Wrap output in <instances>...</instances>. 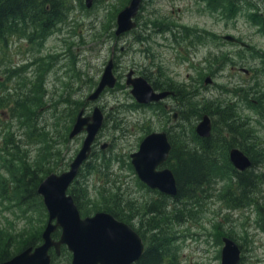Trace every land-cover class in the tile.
<instances>
[{
    "label": "rangeland",
    "instance_id": "obj_1",
    "mask_svg": "<svg viewBox=\"0 0 264 264\" xmlns=\"http://www.w3.org/2000/svg\"><path fill=\"white\" fill-rule=\"evenodd\" d=\"M126 1L93 0L88 8L85 0H64L62 20L46 35L22 28L5 32L4 39L0 38V76L6 77L0 83V124L8 127L16 145L6 147L0 129V150L4 149L0 152V183L7 186L6 196L0 195L2 243L11 240L9 248L14 252L30 233L42 231L47 221L40 196L23 207L17 204L21 194H16L14 187L24 163L43 171L38 174L37 185L48 174L68 169L85 137L83 131L69 138L74 116L80 108L90 115L97 106L104 113L102 127L90 157L67 190L74 197L71 189L75 182L86 185L85 205H95L87 215L102 211L95 209L103 208L105 202L117 204L125 221L143 232L141 225L152 216L146 214L147 207L156 203L173 237L165 264H220L224 235L241 245L240 264H264V211H258L264 206V31L256 25L257 17L252 12L257 11L250 12L249 7L251 1L264 16V0H233L235 5L229 0H146L136 28L120 39L114 35L115 21ZM191 30L202 33L201 38L193 37L188 42L178 37ZM225 34L236 41L224 40ZM112 50L120 64V71L114 70L116 84L105 88L96 100H88ZM129 67L139 75L160 78L154 80L161 83L160 87H166L170 80L183 84V90L173 89L175 97L167 100L172 113L179 112L178 120L170 118L172 113L162 117L163 109L158 106L134 105L124 84L123 74ZM207 75L212 77L210 84H204ZM243 87H251V96L236 91ZM17 101V106L28 112L27 118H11ZM225 102L231 105L233 119L251 129L247 140L249 146L253 145L250 153L259 156L253 152L261 151L260 162L251 167L250 173L261 175L262 180L249 191L252 199L243 205L244 209L225 206L216 194L222 182L204 185L190 197L175 201L138 179L130 153L138 149L146 132H169L173 126L170 136L175 143L177 135L183 133L180 148L185 152L195 149L194 144L203 141L195 131L202 114L211 117L212 133L217 135L220 127L214 123V108ZM104 143L107 147L103 149ZM217 155L222 156L217 158L219 162L225 163V150H218ZM89 161L96 171L86 175ZM161 166L171 168L169 163ZM26 179L30 186V178ZM177 214L179 219L175 218ZM81 215L87 216L82 211ZM59 234L57 229L53 237ZM50 255L51 264H70L67 248H61L58 256L50 249Z\"/></svg>",
    "mask_w": 264,
    "mask_h": 264
},
{
    "label": "water",
    "instance_id": "obj_2",
    "mask_svg": "<svg viewBox=\"0 0 264 264\" xmlns=\"http://www.w3.org/2000/svg\"><path fill=\"white\" fill-rule=\"evenodd\" d=\"M141 0H130L117 14L115 34L120 35L135 26L132 21L136 16ZM90 7L92 0H85ZM233 41L234 37L225 36ZM113 63L109 59L96 88L88 95L95 100L107 87H113L116 78L112 72ZM127 74L126 84L132 85L131 93L140 103L157 101L167 92L156 93L143 77H131ZM211 78L206 77L205 83ZM81 109L69 133L72 138L86 131L82 145L67 171L60 174L51 173L38 185L37 193L41 195L48 212V219L42 231V244L28 247L0 264H50L49 249L53 247L58 255L61 245H66L72 253L71 264H132L137 261L144 250L139 234L128 224L117 220L111 213L97 211L93 215L81 217L72 195L67 193L69 185L76 177L83 161L90 155L92 143L103 123V112L94 107L91 115H83ZM201 137L211 134V119L204 114L195 128ZM106 144L102 145L105 148ZM171 146L164 132L150 133L141 141L139 149L130 154L131 163L138 176L150 187L158 188L168 194L176 193V180L171 170H156V167L167 160ZM229 159L233 166L243 171L251 166V160L238 148H232ZM60 227L59 239H53L52 233ZM220 264H238L240 249L229 237L222 238Z\"/></svg>",
    "mask_w": 264,
    "mask_h": 264
},
{
    "label": "trees",
    "instance_id": "obj_3",
    "mask_svg": "<svg viewBox=\"0 0 264 264\" xmlns=\"http://www.w3.org/2000/svg\"><path fill=\"white\" fill-rule=\"evenodd\" d=\"M229 1L234 4L233 0ZM64 7V0H0V38L4 39L3 34L5 32H19L22 28H25L24 26L30 24L34 25L32 31L40 29L42 33H44L57 21L62 20ZM256 16V22L264 27V20L258 13H256ZM189 37V34H185V36L179 38L188 39ZM170 83L173 84L171 81ZM236 91L240 93V95L247 92L245 96L247 97L249 93L251 94V87L250 89L243 87L241 91L240 89H236ZM17 104L18 101L15 103V107L11 109V118H18L20 120L25 117L27 118L28 112H23ZM0 105H2V103H0ZM230 108L231 105L227 102L214 108L213 116L216 117L214 123L220 127L217 135L211 133L209 138L203 139V141L201 140V144H194L195 146L193 147L195 149H189L187 152H185L183 148H180V144L177 145L176 148L175 146L172 148L167 163L170 164L177 180L178 195L180 198L190 197L196 189H202L204 185L208 184V186H211L217 182H222L216 194L223 200L227 208H242L245 203L251 201L252 198L249 197V191L256 187L258 181L260 182L262 180L261 175L250 173L251 168L243 172H238L229 161L228 150L230 147L239 145L241 150L250 158L252 168L259 164L260 161L258 157L261 151L253 152L259 156L250 153V148H252L253 145L249 146L247 140L251 138V129L246 123L237 122L236 119H233L234 115ZM237 123L243 124L244 126ZM0 129L1 132L4 133L5 146H13V148H15L14 137L11 132H9L8 127L0 124ZM5 129L8 131L6 132ZM0 135H2V133H0ZM213 136H216L214 137L215 140H212ZM41 140H43V135L40 138V141ZM3 150H0V152H4ZM218 150H225L226 161L223 164L217 159L222 157L217 155ZM102 160L110 164L108 159ZM24 165L18 180H16L18 183L14 187L16 194H21L18 197L19 200H17V204L22 207L39 199L36 187L38 174L39 172H43L33 170L27 167L28 165L25 163ZM85 171L86 175H88L96 171V167L89 161L86 164ZM26 178H30V186H28ZM225 182L228 183L225 184ZM6 187V184H1L0 195L6 196ZM71 191L74 193L75 204L80 213L82 211L85 215L89 214L95 205L93 203H91L89 207L85 205V200L88 198L86 194V185L83 183L78 184V181H76ZM0 204H2V201H0ZM261 209L264 211V206H261L260 210ZM95 210L108 211L118 220L127 221V218L124 217L118 209L117 204H108L105 202L103 208H97ZM146 214H151L152 216L146 221V224L141 225L142 229L145 228V230L143 229V232L138 230V233L140 232L139 234L146 242V248L136 264H165L164 257L169 254L170 242L173 240L172 232L170 233L167 229L169 224L164 220V212L157 204L154 205L151 203L147 207ZM175 218L179 219V215H175ZM40 231L41 229L34 230L30 233L25 240H22L18 249L14 252L9 248L11 240H7L3 244L0 239V262L9 259L15 253L21 251V249L37 245L38 242L41 241Z\"/></svg>",
    "mask_w": 264,
    "mask_h": 264
},
{
    "label": "flooded vegetation",
    "instance_id": "obj_4",
    "mask_svg": "<svg viewBox=\"0 0 264 264\" xmlns=\"http://www.w3.org/2000/svg\"><path fill=\"white\" fill-rule=\"evenodd\" d=\"M145 2H146V0H143L142 1V4H141V8H140V10H139V12H138V15H137V17L139 16V14L143 11V9H144V5H145ZM56 24V23H55ZM55 24H53L45 33H44V35H46L48 32H50L52 29H54V28H56L55 27ZM34 25L33 24H30V25H28V26H24L25 28H31V29H34V27H33ZM131 30H133V29H131ZM174 31H176V30H174ZM37 33L39 32L40 34H41V30L40 29H38L37 31H36ZM44 38H46V37H44ZM27 42L28 43H30V41L29 40H27ZM31 42H32V40H31ZM143 46V45H142ZM112 58H115L114 60H113V68H114V70H116L117 72H119L120 71V64H119V62L117 61V55H114V50H112ZM38 65H39V61H38ZM130 70H132L133 71V76H140L139 74H137L136 73V71L134 70V69H132V68H128L127 69V71L126 72H124V77H126V74H127V72L128 71H130ZM248 73V72H247ZM50 74H48V76H49ZM149 77H152V76H150L149 75ZM6 80V77H1L0 76V83L1 82H3V81H5ZM126 80V79H125ZM164 106H165V108H168L165 104H163ZM177 112V111H176ZM175 180H176V178H175ZM164 197H167L168 198V196L167 195H163ZM170 198H173L174 200H178V198H180V196L178 195V184H176V193H175V195H174V197H170ZM258 211H260V208H258ZM80 212V211H79ZM81 214V213H80ZM82 216V215H81ZM88 216H90V215H88Z\"/></svg>",
    "mask_w": 264,
    "mask_h": 264
},
{
    "label": "bare ground",
    "instance_id": "obj_5",
    "mask_svg": "<svg viewBox=\"0 0 264 264\" xmlns=\"http://www.w3.org/2000/svg\"><path fill=\"white\" fill-rule=\"evenodd\" d=\"M131 29H133V28H131ZM131 29H130V30H131ZM174 178H175V177H174ZM164 194L167 195L166 192H164ZM174 195H175V194H174ZM76 206H77V205H76ZM77 208H78V207H77ZM78 210H79V209H78ZM79 213H80V212H79ZM80 215H81V214H80ZM87 216H88V215H87ZM116 219H117V218H116ZM117 220H118V219H117ZM29 247H31V246H29ZM26 248H28V247H26ZM26 248H24V249H26ZM63 248H66V246H63ZM24 249H21V250H24ZM70 253H71V252H70ZM57 256H58V255H57ZM140 257H141V256H140ZM140 257H139V258H140ZM51 258H52V257H51V255H50V264H51ZM138 260H139V259H138ZM71 261H72V253H71ZM71 261H70V264H71Z\"/></svg>",
    "mask_w": 264,
    "mask_h": 264
}]
</instances>
